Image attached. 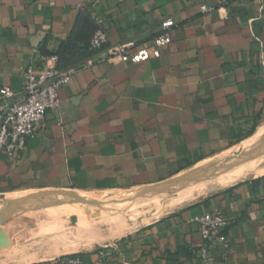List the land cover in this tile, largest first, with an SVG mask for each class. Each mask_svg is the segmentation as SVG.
I'll use <instances>...</instances> for the list:
<instances>
[{"label":"crops","instance_id":"0c3cea01","mask_svg":"<svg viewBox=\"0 0 264 264\" xmlns=\"http://www.w3.org/2000/svg\"><path fill=\"white\" fill-rule=\"evenodd\" d=\"M87 7L108 44L75 69L60 109L48 112L24 154L0 158V197L163 183L230 150L264 115L260 0H0V90L21 91L31 63L56 66L44 47L53 53L66 42ZM168 19L176 25L160 58L127 64L109 56L124 44L151 46ZM212 209L229 221V247L215 249L212 264H264V174L79 254L87 262L103 254L111 264H200L194 251L202 238L191 219Z\"/></svg>","mask_w":264,"mask_h":264},{"label":"rangeland","instance_id":"374dc122","mask_svg":"<svg viewBox=\"0 0 264 264\" xmlns=\"http://www.w3.org/2000/svg\"><path fill=\"white\" fill-rule=\"evenodd\" d=\"M262 127L264 115L230 150L189 163L182 173L163 183L127 193L46 192L45 195L53 197H70L72 203L31 211L1 225L0 264H28L106 248L141 227L199 203L233 183L264 174V146H261L264 137L253 138ZM257 146L260 150L251 153ZM239 152H243L244 157L248 154V158L232 161ZM244 159H250L251 163L244 166ZM227 161L231 163L227 165ZM208 170L215 171L206 175ZM238 174L242 176L229 184ZM133 192L140 193L136 202L105 199V195L123 196ZM26 197V193H17L0 197V200Z\"/></svg>","mask_w":264,"mask_h":264},{"label":"built area","instance_id":"2783aa9c","mask_svg":"<svg viewBox=\"0 0 264 264\" xmlns=\"http://www.w3.org/2000/svg\"><path fill=\"white\" fill-rule=\"evenodd\" d=\"M264 8V0H260ZM202 12L210 13L213 8L202 6ZM96 19V18H95ZM99 29L92 39L94 49H102L108 44V37L102 22L96 19ZM176 23L168 19L162 23V33L154 38L151 46L133 49V44H124L109 49V56L122 63L139 64L151 58H160L163 50L172 43L171 30ZM75 69L62 70L56 66L37 68L30 64L24 73L23 89L12 91L9 87L0 90V158L6 156L11 161L21 157L27 150L28 141L37 130L44 126L49 111L59 110V92L67 87ZM199 227L202 245L194 251L200 264H212L213 251L220 246L228 249L224 234L229 224L227 216L220 209H212L191 219ZM52 264H111L105 256L87 262L80 254L60 257Z\"/></svg>","mask_w":264,"mask_h":264},{"label":"trees","instance_id":"16d2710c","mask_svg":"<svg viewBox=\"0 0 264 264\" xmlns=\"http://www.w3.org/2000/svg\"><path fill=\"white\" fill-rule=\"evenodd\" d=\"M99 29L90 7L80 12L69 39L53 53L46 51L43 55L57 60V67L62 70L82 67L88 60L97 56L102 49H94L92 39Z\"/></svg>","mask_w":264,"mask_h":264},{"label":"water","instance_id":"95a60500","mask_svg":"<svg viewBox=\"0 0 264 264\" xmlns=\"http://www.w3.org/2000/svg\"><path fill=\"white\" fill-rule=\"evenodd\" d=\"M261 146L263 147L264 143H262ZM259 148L260 147L257 146L256 149L251 153H255L259 151L260 150ZM243 158H248V154L245 155L244 157V153L239 152L232 157V161L235 162L238 160L240 162ZM230 163L229 161H227V165H229ZM218 169L219 168H216L215 170ZM214 171L208 170L206 171L205 174L207 175L210 172H214ZM185 180L189 181V179H186V177ZM45 194L46 192H37L27 195L26 198H16L13 200L12 199L0 200V226L6 223L7 221L11 220L15 216H21L31 211L57 207L72 203L70 197L54 198V197L45 196ZM139 196L140 193L133 192L123 196L105 195V199L113 200V202H117L119 200H121L122 202H136Z\"/></svg>","mask_w":264,"mask_h":264},{"label":"bare ground","instance_id":"6f19581e","mask_svg":"<svg viewBox=\"0 0 264 264\" xmlns=\"http://www.w3.org/2000/svg\"><path fill=\"white\" fill-rule=\"evenodd\" d=\"M262 137H264V127H262L261 129H259V131L257 132V134L253 137L254 139L256 138V140H258V139H261ZM246 159V158H245ZM243 160V163L245 162L246 164H243L244 166H247L248 164H250L251 162H250V159H247V160ZM242 166V165H241ZM261 167V166H260ZM259 167V168H260ZM248 168V167H247ZM258 168V169H259ZM263 168V167H262ZM249 171V170H248ZM257 173V171L255 172V174ZM259 173V172H258ZM261 175V174H260ZM240 176H242V175H240V174H238V175H236L234 178H232V179H230L229 180V184L231 183V182H234V181H237L239 178H240ZM234 184V183H233ZM45 196H48V197H53V195H45ZM55 198V197H54ZM58 198V197H57ZM92 202L94 203V202H96V201H94V200H92ZM91 202V203H92ZM92 213V212H91ZM126 230V229H125ZM127 233V232H126Z\"/></svg>","mask_w":264,"mask_h":264}]
</instances>
